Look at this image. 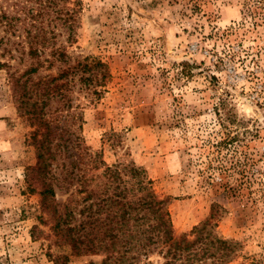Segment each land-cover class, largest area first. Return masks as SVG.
<instances>
[{"label":"rangeland","instance_id":"374dc122","mask_svg":"<svg viewBox=\"0 0 264 264\" xmlns=\"http://www.w3.org/2000/svg\"><path fill=\"white\" fill-rule=\"evenodd\" d=\"M0 10L14 23L0 25V264L105 258L70 245L90 204L76 183L54 181L47 212L44 187L27 182L34 114L51 121L54 145L79 144L84 163L143 169L168 199L174 237L219 206L213 230L234 245L231 264H264V0H0Z\"/></svg>","mask_w":264,"mask_h":264},{"label":"trees","instance_id":"16d2710c","mask_svg":"<svg viewBox=\"0 0 264 264\" xmlns=\"http://www.w3.org/2000/svg\"><path fill=\"white\" fill-rule=\"evenodd\" d=\"M0 25L3 32L14 28L13 20L1 10ZM31 38L30 51L38 43L37 36ZM34 115L29 120L37 123L31 138L36 164L29 169L27 182L30 186L44 187L40 192L42 210L54 209L49 203L55 198L54 181L67 186L76 183V193L86 194L84 201H90L78 212L80 217L86 213L88 220L77 229H67V233L77 236L69 238L72 250L101 252L105 255L102 264H141L154 253L161 257L162 264H231L234 245L219 238L213 230L212 222L221 210L219 206L212 208L209 218L194 227L189 235L176 238L167 209L168 199H161L155 193L143 169L133 164L108 167L102 161L96 162L95 156L84 163L79 144L66 145L65 140L61 145H54L57 135L51 121ZM71 150L76 154L71 155L74 161L67 167L64 162ZM55 163L59 178L53 172ZM99 170L100 174L87 177L89 172ZM91 184L93 188L89 189ZM55 226L61 229L59 224ZM85 229L88 232L85 236L90 237L86 244L78 236Z\"/></svg>","mask_w":264,"mask_h":264}]
</instances>
